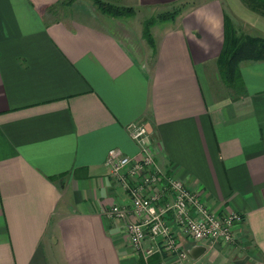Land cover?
<instances>
[{
	"label": "crops",
	"instance_id": "crops-1",
	"mask_svg": "<svg viewBox=\"0 0 264 264\" xmlns=\"http://www.w3.org/2000/svg\"><path fill=\"white\" fill-rule=\"evenodd\" d=\"M77 1L0 0V264H175L137 256L104 214L129 204L105 159L139 156L131 123L211 212L244 216L228 245L176 232L205 247L191 264H264V61L231 87L216 65L225 14L262 37L264 17L241 0H105L134 8L123 18ZM177 8L149 46L138 12Z\"/></svg>",
	"mask_w": 264,
	"mask_h": 264
},
{
	"label": "built area",
	"instance_id": "built-area-1",
	"mask_svg": "<svg viewBox=\"0 0 264 264\" xmlns=\"http://www.w3.org/2000/svg\"><path fill=\"white\" fill-rule=\"evenodd\" d=\"M145 131L143 123L128 126L130 138L138 145V157L125 155L116 148L107 153L105 165L110 177L127 195L129 204L112 205L104 211L105 216L125 224L133 251L144 259L154 252L167 251L175 264H191L193 260L176 232L192 244L233 243V228L241 226L244 216L211 212L195 192L173 174L161 170L145 145ZM146 239L153 246L144 250Z\"/></svg>",
	"mask_w": 264,
	"mask_h": 264
},
{
	"label": "trees",
	"instance_id": "trees-1",
	"mask_svg": "<svg viewBox=\"0 0 264 264\" xmlns=\"http://www.w3.org/2000/svg\"><path fill=\"white\" fill-rule=\"evenodd\" d=\"M75 0H67L71 4ZM102 15L112 18H123L134 13V8L118 6L105 0H90ZM241 2L253 12H258L264 17V0H241ZM178 14V8L157 14L152 21L145 23L143 27V37L149 46L153 47V38L150 33L152 23L158 20H170ZM236 23L229 15L224 16L223 21V44L220 54L216 60V65L220 77L227 86L238 83L239 80V63L243 61H264V37L258 34H249L238 31ZM150 264V260H148Z\"/></svg>",
	"mask_w": 264,
	"mask_h": 264
},
{
	"label": "rangeland",
	"instance_id": "rangeland-1",
	"mask_svg": "<svg viewBox=\"0 0 264 264\" xmlns=\"http://www.w3.org/2000/svg\"><path fill=\"white\" fill-rule=\"evenodd\" d=\"M115 1V0H114ZM132 1H134V0H132ZM77 2H80V3H82V2H84V4L83 5H85V7H89V5L92 7V2L90 1V0H79V1H77ZM76 2V3H77ZM129 2V1H128ZM126 0H122V1H120V2H117V3H128ZM134 3H135V1H134ZM132 5H134L133 3H132ZM72 8H75V7H72ZM72 8H70V12H73L71 9ZM142 7L141 6H137V9H138V11H139V9H141ZM68 9L69 8H67V9H65V11L67 12L68 11ZM169 10V9H168ZM167 9H165V10H161V14H163V12H165V11H168ZM171 10V9H170ZM150 13V11L148 10V9H146V11H141L140 13L138 12V15H136V16H140L141 17V19L142 20H145L146 22H150V21H152L153 19H154V17H152L151 15L152 14H149ZM156 21V20H155ZM162 21H168V20H161V26L163 25V23H162ZM158 22H160V21H158L157 20V26L159 25L158 24ZM156 24V23H155ZM154 23H152V25H155ZM152 25H151V27H152ZM154 28V27H153Z\"/></svg>",
	"mask_w": 264,
	"mask_h": 264
},
{
	"label": "water",
	"instance_id": "water-1",
	"mask_svg": "<svg viewBox=\"0 0 264 264\" xmlns=\"http://www.w3.org/2000/svg\"><path fill=\"white\" fill-rule=\"evenodd\" d=\"M205 251V247L199 245H192L187 250L189 258L192 260H196L203 252Z\"/></svg>",
	"mask_w": 264,
	"mask_h": 264
}]
</instances>
